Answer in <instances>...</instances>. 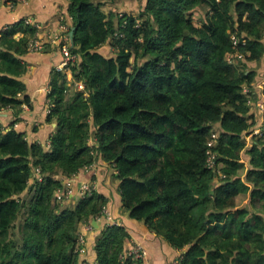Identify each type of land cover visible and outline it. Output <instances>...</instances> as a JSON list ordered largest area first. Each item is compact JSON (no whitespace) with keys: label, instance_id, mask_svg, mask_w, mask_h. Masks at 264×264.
Returning a JSON list of instances; mask_svg holds the SVG:
<instances>
[{"label":"trees","instance_id":"16d2710c","mask_svg":"<svg viewBox=\"0 0 264 264\" xmlns=\"http://www.w3.org/2000/svg\"><path fill=\"white\" fill-rule=\"evenodd\" d=\"M67 1L78 59L52 71L47 146L14 129L17 118L0 123V264L84 263L75 234L107 199L54 196L99 160L114 172L121 209L180 251L177 264H264V134L244 140L259 125L247 102L264 98V0H143L136 15ZM35 33L23 21L0 31V110L29 102L21 57ZM66 70L83 86L69 100ZM238 195L249 207H237ZM130 238L104 227L92 264H142L120 260Z\"/></svg>","mask_w":264,"mask_h":264},{"label":"crops","instance_id":"0c3cea01","mask_svg":"<svg viewBox=\"0 0 264 264\" xmlns=\"http://www.w3.org/2000/svg\"><path fill=\"white\" fill-rule=\"evenodd\" d=\"M7 4L4 3V0H0V31L9 28L14 23L31 19L39 26V29L36 30V36L40 41H44V46L41 53L28 52L21 57L26 72L20 80L25 84L26 95L29 98L28 104L21 105L17 111L11 108L1 109L0 123L6 126L17 118L19 120L13 124L14 129L24 132L28 140L46 145L50 133L55 128L54 124L50 126L43 122L45 113L49 110V101L46 99V95L50 91L49 83L52 78V71L53 69L56 70L62 61L59 51L55 45L48 41L47 36L56 34L60 24L67 27L70 25L66 13L68 1L25 0L14 5L12 9H8ZM22 36V33H18L14 38L18 40ZM63 70L59 72H63ZM70 79L71 77L66 78L67 82L71 81ZM113 173V170L100 160L95 163L93 171L81 170L71 179L75 192L74 200H78L76 190L81 183H93L96 192L107 199L106 206L113 218L128 232L131 237L130 240L132 239L144 248L146 256L142 264H172L175 262L180 251L173 250L160 238L148 232L142 223L131 221L128 214L121 209L117 191L118 183L113 178ZM96 222L98 223L97 228L93 227L94 231L87 235V252L81 256L82 261L86 264L94 263L92 242L94 237L104 228L103 220Z\"/></svg>","mask_w":264,"mask_h":264},{"label":"built area","instance_id":"2783aa9c","mask_svg":"<svg viewBox=\"0 0 264 264\" xmlns=\"http://www.w3.org/2000/svg\"><path fill=\"white\" fill-rule=\"evenodd\" d=\"M25 0H19L18 3L24 2ZM8 9H12L14 5L11 3L7 4ZM25 24L33 27L35 30L39 29V26L37 23L32 22L31 19H27L24 22ZM70 31L67 26L64 24H60L58 27V32L56 34L48 35L47 39L48 41L55 45L57 50L59 51L62 61L60 65L56 68V70L61 71L66 67H69L70 65L74 64L77 60V56L73 54L70 50L71 48V38L69 35ZM43 46H44V41L37 39L36 33L33 39H31L28 42L27 45V50L28 52H35V53H41L43 51ZM79 90L83 89V86L81 84H77ZM259 88L261 86L259 85ZM243 93L246 94L247 90L244 89ZM247 104L249 106L254 105V109L256 113L258 114L259 117V125L255 127L252 131L251 136H258L261 137L264 134V98L261 99V101L257 103H253L252 100L250 99ZM216 136L214 134L211 135V140L207 143L208 147H211L214 142H215ZM207 159L206 163L209 168H214L216 165V160L215 156L213 154H210V151L207 150L206 152ZM85 171H93L94 170V165L89 166L84 169ZM74 177V176H73ZM72 177V178H73ZM71 178V179H72ZM71 179H63V188L61 190H58L54 196V199L56 202L59 204L64 203L68 199L71 200L74 197V190H73V183ZM96 188L95 185L91 182H83L79 185L78 190H77V195L81 198H84L85 196H89L92 194V192H95ZM94 221L98 220H103L104 221V227L106 226H120L119 222L116 221L108 207L105 205L101 208L100 210V217L93 219ZM92 220V221H93ZM94 231L93 226L90 223H84L81 224L78 227V230L75 234V239H76V252L79 254V256H84L87 252V235L92 233ZM146 256V252L144 248L133 241L132 239L129 241V247L126 251H124L120 255V260L122 262H126L127 260L133 261H143V259ZM86 264V263H85ZM173 264H177L174 262Z\"/></svg>","mask_w":264,"mask_h":264},{"label":"rangeland","instance_id":"374dc122","mask_svg":"<svg viewBox=\"0 0 264 264\" xmlns=\"http://www.w3.org/2000/svg\"><path fill=\"white\" fill-rule=\"evenodd\" d=\"M93 1L95 3L100 4V6L102 7V10L105 13H108V12H110L112 10H115V12L119 13L120 15L123 14L125 11L136 15L139 12V9H140L141 4L143 2V0L142 1L141 0H93ZM103 51H104L105 54H108V51H110V49L106 48ZM76 62H77V60H76ZM66 68H68V67H66ZM65 75H66V78H70L71 77V74H70V72L68 70H66ZM70 80L71 81L67 82L68 83V90H67V92L65 94V100L71 99V97H73L75 93H77L78 91H81V90H79L78 85H73L72 78ZM257 87L259 88V86H257ZM49 107H50V104L48 105V109H49ZM251 135L252 134L250 133L248 136H245L244 140H245V143H246V147L251 144V140H252L251 138H253V136H251ZM242 157H243L241 159L242 166L239 169V173H240L241 177L243 178L244 173L246 172V169L248 167V160H247V157H246L244 151L242 152ZM248 196L249 195H246V196L238 195L236 197V199H235L237 207H239V208L244 207V206H248L249 207L250 199H249ZM76 198L78 200L81 199V197H79L78 195L76 196ZM78 200H73L72 201L73 205H75V203H77ZM56 203H58V202H56ZM63 207H66V203L63 204V206L61 208L63 209ZM255 209H257V208H255ZM253 211H254V209H253ZM11 232L14 235V239L19 242V235H18L17 228L13 229ZM10 236L13 237L12 235H10ZM83 264H85V263H83Z\"/></svg>","mask_w":264,"mask_h":264},{"label":"water","instance_id":"95a60500","mask_svg":"<svg viewBox=\"0 0 264 264\" xmlns=\"http://www.w3.org/2000/svg\"><path fill=\"white\" fill-rule=\"evenodd\" d=\"M73 32H74V29H71V31H70V33H69V35H70V38H72V36H73ZM91 224H92V226L93 227H96V225L98 224L96 221H91ZM97 228V227H96Z\"/></svg>","mask_w":264,"mask_h":264}]
</instances>
